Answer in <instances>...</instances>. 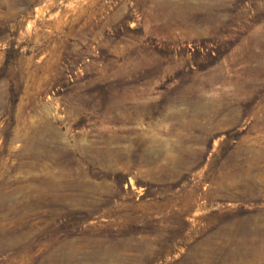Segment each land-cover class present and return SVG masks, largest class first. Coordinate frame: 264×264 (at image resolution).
<instances>
[{
	"label": "rangeland",
	"instance_id": "1",
	"mask_svg": "<svg viewBox=\"0 0 264 264\" xmlns=\"http://www.w3.org/2000/svg\"><path fill=\"white\" fill-rule=\"evenodd\" d=\"M0 264H264V0H0Z\"/></svg>",
	"mask_w": 264,
	"mask_h": 264
}]
</instances>
